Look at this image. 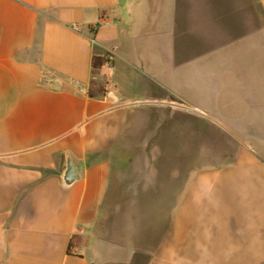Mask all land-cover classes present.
I'll return each instance as SVG.
<instances>
[{
    "label": "crops",
    "instance_id": "1",
    "mask_svg": "<svg viewBox=\"0 0 264 264\" xmlns=\"http://www.w3.org/2000/svg\"><path fill=\"white\" fill-rule=\"evenodd\" d=\"M0 264H264V0H0Z\"/></svg>",
    "mask_w": 264,
    "mask_h": 264
},
{
    "label": "trees",
    "instance_id": "2",
    "mask_svg": "<svg viewBox=\"0 0 264 264\" xmlns=\"http://www.w3.org/2000/svg\"><path fill=\"white\" fill-rule=\"evenodd\" d=\"M105 62V58L104 57H93V68L96 70V69H99L102 67V65L104 64Z\"/></svg>",
    "mask_w": 264,
    "mask_h": 264
},
{
    "label": "rangeland",
    "instance_id": "3",
    "mask_svg": "<svg viewBox=\"0 0 264 264\" xmlns=\"http://www.w3.org/2000/svg\"><path fill=\"white\" fill-rule=\"evenodd\" d=\"M198 44H199V40H198V39H193V45H194L195 48L198 46ZM200 48H202L201 45H200ZM193 56H194V57L196 56V53H195V52H193ZM184 128H185V127H184ZM182 132H183V134L185 135V133H184V129L182 130Z\"/></svg>",
    "mask_w": 264,
    "mask_h": 264
},
{
    "label": "water",
    "instance_id": "4",
    "mask_svg": "<svg viewBox=\"0 0 264 264\" xmlns=\"http://www.w3.org/2000/svg\"><path fill=\"white\" fill-rule=\"evenodd\" d=\"M72 174V166L69 164L67 167V175H71Z\"/></svg>",
    "mask_w": 264,
    "mask_h": 264
}]
</instances>
